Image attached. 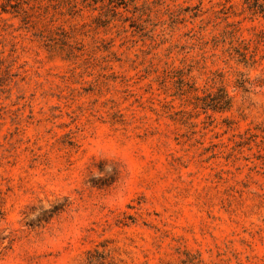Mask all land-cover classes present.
I'll list each match as a JSON object with an SVG mask.
<instances>
[{
	"label": "rangeland",
	"instance_id": "374dc122",
	"mask_svg": "<svg viewBox=\"0 0 264 264\" xmlns=\"http://www.w3.org/2000/svg\"><path fill=\"white\" fill-rule=\"evenodd\" d=\"M112 1L0 0V264H264V22Z\"/></svg>",
	"mask_w": 264,
	"mask_h": 264
},
{
	"label": "trees",
	"instance_id": "16d2710c",
	"mask_svg": "<svg viewBox=\"0 0 264 264\" xmlns=\"http://www.w3.org/2000/svg\"><path fill=\"white\" fill-rule=\"evenodd\" d=\"M85 2L89 0H84ZM105 1H108L109 4H112V0H91L93 5L98 3L104 4ZM121 4H125V0H119ZM243 11L249 14L250 16H256L264 22V0H242ZM230 100L226 102V107H229Z\"/></svg>",
	"mask_w": 264,
	"mask_h": 264
}]
</instances>
